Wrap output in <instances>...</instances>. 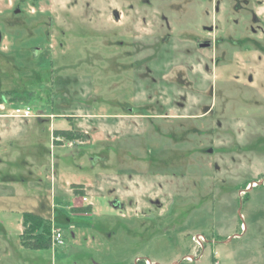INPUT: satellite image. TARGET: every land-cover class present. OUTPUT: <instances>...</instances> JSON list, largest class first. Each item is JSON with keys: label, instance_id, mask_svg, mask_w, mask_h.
Masks as SVG:
<instances>
[{"label": "rangeland", "instance_id": "obj_1", "mask_svg": "<svg viewBox=\"0 0 264 264\" xmlns=\"http://www.w3.org/2000/svg\"><path fill=\"white\" fill-rule=\"evenodd\" d=\"M261 6L0 0V264H264Z\"/></svg>", "mask_w": 264, "mask_h": 264}, {"label": "trees", "instance_id": "obj_2", "mask_svg": "<svg viewBox=\"0 0 264 264\" xmlns=\"http://www.w3.org/2000/svg\"><path fill=\"white\" fill-rule=\"evenodd\" d=\"M53 134L55 137L60 136L67 140L85 138V135L80 131L70 129H55ZM71 189L74 195L83 196L84 194L81 184L73 183ZM90 211V204L70 208V212L89 213ZM21 225L20 243L23 248L38 250L52 245L51 230L54 226L50 219L24 211L22 212ZM136 264H144V261L137 260Z\"/></svg>", "mask_w": 264, "mask_h": 264}, {"label": "built area", "instance_id": "obj_3", "mask_svg": "<svg viewBox=\"0 0 264 264\" xmlns=\"http://www.w3.org/2000/svg\"><path fill=\"white\" fill-rule=\"evenodd\" d=\"M15 111H16V114L17 115H23V116H29V115H31V109H30V107L29 106H26V107H24V108H16L15 109ZM61 231H60V229L59 228H57V227H53L52 228V230H51V238H52V240L53 241H61ZM197 243H199V239H203V237L202 236H197L196 238L194 237L193 238Z\"/></svg>", "mask_w": 264, "mask_h": 264}, {"label": "crops", "instance_id": "obj_4", "mask_svg": "<svg viewBox=\"0 0 264 264\" xmlns=\"http://www.w3.org/2000/svg\"><path fill=\"white\" fill-rule=\"evenodd\" d=\"M263 3H264V0H263ZM261 12H264V6H261ZM77 184H83V183H77ZM84 185V184H83ZM82 189H83V191H84V194H83V196H81L82 198H85V201H86V203L84 204V205H87V204H90L91 205V211H93V203H92V201H91V199H90V197H89V195H88V192H87V190L85 189V185L84 186H82ZM77 197V196H79V195H74V197ZM80 206V205H79ZM82 206V205H81ZM91 211H90V213H91ZM54 226V225H53ZM22 229V228H21ZM22 231V230H21ZM21 231H20V234H21ZM19 234V235H20ZM20 240V239H19ZM21 244V243H20ZM22 246V245H21Z\"/></svg>", "mask_w": 264, "mask_h": 264}, {"label": "water", "instance_id": "obj_5", "mask_svg": "<svg viewBox=\"0 0 264 264\" xmlns=\"http://www.w3.org/2000/svg\"><path fill=\"white\" fill-rule=\"evenodd\" d=\"M206 46H208V43H201L200 44V47H206Z\"/></svg>", "mask_w": 264, "mask_h": 264}, {"label": "flooded vegetation", "instance_id": "obj_6", "mask_svg": "<svg viewBox=\"0 0 264 264\" xmlns=\"http://www.w3.org/2000/svg\"><path fill=\"white\" fill-rule=\"evenodd\" d=\"M201 44V43H200ZM209 45V44H208Z\"/></svg>", "mask_w": 264, "mask_h": 264}]
</instances>
